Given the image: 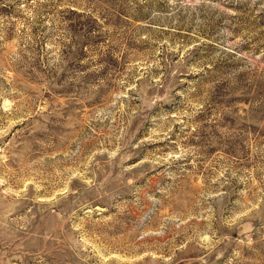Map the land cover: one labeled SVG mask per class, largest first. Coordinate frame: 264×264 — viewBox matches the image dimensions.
<instances>
[{"label":"rangeland","instance_id":"374dc122","mask_svg":"<svg viewBox=\"0 0 264 264\" xmlns=\"http://www.w3.org/2000/svg\"><path fill=\"white\" fill-rule=\"evenodd\" d=\"M0 264H264V0H0Z\"/></svg>","mask_w":264,"mask_h":264}]
</instances>
